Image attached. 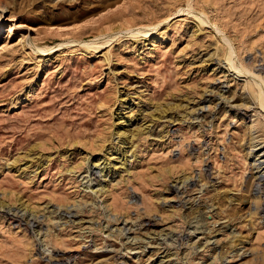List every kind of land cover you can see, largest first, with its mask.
I'll return each instance as SVG.
<instances>
[{
  "label": "rangeland",
  "instance_id": "rangeland-1",
  "mask_svg": "<svg viewBox=\"0 0 264 264\" xmlns=\"http://www.w3.org/2000/svg\"><path fill=\"white\" fill-rule=\"evenodd\" d=\"M262 174L264 0H0V264H264Z\"/></svg>",
  "mask_w": 264,
  "mask_h": 264
},
{
  "label": "bare ground",
  "instance_id": "bare-ground-1",
  "mask_svg": "<svg viewBox=\"0 0 264 264\" xmlns=\"http://www.w3.org/2000/svg\"><path fill=\"white\" fill-rule=\"evenodd\" d=\"M147 37V36H146ZM148 38V37H147ZM146 38V39H147ZM209 62L208 64H212V66L214 67H218V64L220 65V63L218 64H214L213 62V59H209V60H205L204 62ZM252 77V76H251ZM263 82L262 79H260V77H253V82H252V86H250V89L253 91L255 90L256 87H260L262 84L260 83ZM261 84V85H260ZM248 88V87H247ZM127 96V95H126ZM261 97V96H260ZM122 104H124V109L126 111H129V112H120V114L117 115V121H118V124H117V131L115 132L116 135H118L120 138H119V141H117V145H115L112 149H111V152H109L107 154V158L104 162V166L102 168V173L104 172V175L102 176H112V174L114 173L113 171L114 170H118V164L117 163H121V165H125L127 162H128V152L129 153H133L134 152V143H133V139H134V134L133 132L132 135L129 137L127 135V133H121V129L120 127H122V129L125 127V126H130V124L132 123L133 124V121L135 119V113H136V110L132 109V105L130 104V101L128 100V96L126 99H122ZM262 103V102H261ZM180 105V104H179ZM182 106V105H181ZM180 106V107H181ZM263 106V105H262ZM172 107V106H171ZM178 105L176 106V108H172V110H176L179 108V110L181 111V108H180ZM187 107V106H186ZM184 109V108H183ZM171 110V108L167 107V108H163V107H156L153 114H152V119L150 122L147 121V123H144V125H142L141 127H144V128H141V132H149L150 131V126L152 125V123H154L155 121H163L164 119L167 118V115H168V112ZM186 111V110H185ZM172 112V111H171ZM176 112V111H175ZM170 113V112H169ZM191 113V112H190ZM135 115V116H134ZM142 115V114H140ZM191 115V114H190ZM179 117V116H178ZM141 118V117H140ZM173 118V117H172ZM182 119V118H181ZM149 123V124H148ZM134 130H137V127L136 129ZM138 132V130H137ZM140 132V133H141ZM136 134V132H134ZM129 134V133H128ZM138 134V133H137ZM136 134V135H137ZM142 134V133H141ZM133 136V137H132ZM128 148V151L126 152H123V149L122 147H126ZM36 158L34 159H31V162L34 161L35 162ZM32 166V165H31ZM262 178H264V174L261 175ZM101 186V184L99 185ZM3 205L2 203L0 204V208L3 209ZM5 208V207H4ZM26 208V207H25ZM1 209V210H2ZM69 222V221H68ZM76 224V223H75ZM80 224V223H79ZM140 237V236H139Z\"/></svg>",
  "mask_w": 264,
  "mask_h": 264
}]
</instances>
